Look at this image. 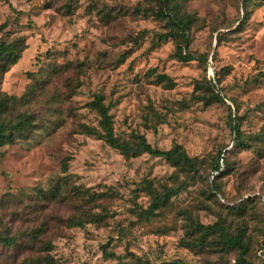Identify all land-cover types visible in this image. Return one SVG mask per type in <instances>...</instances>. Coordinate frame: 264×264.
I'll return each mask as SVG.
<instances>
[{
	"label": "rangeland",
	"instance_id": "rangeland-1",
	"mask_svg": "<svg viewBox=\"0 0 264 264\" xmlns=\"http://www.w3.org/2000/svg\"><path fill=\"white\" fill-rule=\"evenodd\" d=\"M158 8L156 0H0V41L25 46L0 75V96L16 98L5 119L34 117L0 146V264L47 254L56 264H237L235 251L185 245L192 227L219 217L230 233L245 232L252 264L264 260V0H178L192 21L189 50L205 62H180L176 41L158 40L168 29ZM208 82L224 103L198 100L210 96ZM96 95L116 136L179 145L198 171L186 176L146 153L125 158L82 133V124L99 128ZM230 116L241 147H232ZM220 150L229 168L216 175ZM147 180L159 192L176 189L148 217L140 215L151 201ZM71 217L88 221L69 227Z\"/></svg>",
	"mask_w": 264,
	"mask_h": 264
},
{
	"label": "trees",
	"instance_id": "trees-1",
	"mask_svg": "<svg viewBox=\"0 0 264 264\" xmlns=\"http://www.w3.org/2000/svg\"><path fill=\"white\" fill-rule=\"evenodd\" d=\"M156 1L159 4V8L154 13V16L160 22L165 23V27L168 28L166 33L157 34L158 40L166 41L167 39H172L176 41L177 48L175 55L180 62L186 63L194 60L205 62L207 59L206 56L196 57L189 50L188 34L192 21L189 15L180 12L178 8V0ZM29 25L30 24H28V26ZM24 49L25 46L20 42V39L9 42L0 41V75L6 73L9 66L14 65L20 59L21 53ZM207 89L208 92H211L210 96H198V100L202 101L205 106L210 105L213 101L224 103V98L220 96V92L216 90L215 84L208 82ZM102 100V96L96 95L94 100L91 102L93 109L99 116V128L82 124V133L102 139L109 147L117 150L125 158L137 157L140 154L146 153L152 157L162 158L171 167L175 168V170L184 172L186 176H190L198 171L197 160L189 157L179 145H174L167 150H161L150 146L142 135H134L133 140L122 139L119 136H116L113 132V124L111 115L109 114V107L105 106L102 103ZM15 102L16 98L13 96H7L5 94L0 96V146L13 143L18 136L22 137L24 132L29 131V129L33 126V115L25 112L18 114L13 122L5 119V115H7L10 111L9 107ZM230 130L233 134L231 139L232 147L237 148L243 146L245 142L239 128V122L231 116ZM224 153L225 150H220L214 161L212 171L216 173V175L223 174V168H229V163L227 162ZM67 160H69V158H66L61 162L60 168L62 173L67 172ZM64 182H66V179H64ZM144 184L150 194L151 201L146 210L140 212V215L148 217L153 215L154 211L164 207L167 203L169 194L176 192V189L164 187V189L159 192L153 187L152 181L147 180ZM217 191V187L214 184H211L209 192L215 196ZM58 195V190L50 189L48 191V197H57ZM251 200V198H247V201ZM87 221L88 219H84L82 217H71L66 220V223L69 227H82ZM189 231L190 232L188 234H191V237L190 240L185 241V245L187 247L208 246L218 248V251H235L237 252V264H252L247 259L250 242L246 237L245 232L237 230L236 233H230L228 228L225 226L224 219L219 217L216 222L210 225L196 224ZM194 233H197L196 237ZM3 241L6 246L9 247L18 244L17 240L12 238H4ZM44 249L49 250L50 245L47 244ZM261 249L263 250L262 255L264 256V236L261 242ZM29 264L56 263L54 259L47 254L41 259H33L29 262ZM136 264H147V262H136ZM165 264L187 263H184L181 260H174ZM261 264H264V260Z\"/></svg>",
	"mask_w": 264,
	"mask_h": 264
}]
</instances>
